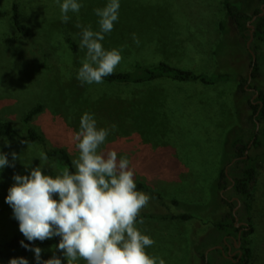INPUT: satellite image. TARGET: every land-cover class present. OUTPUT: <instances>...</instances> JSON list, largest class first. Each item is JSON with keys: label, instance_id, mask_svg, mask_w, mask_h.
I'll return each instance as SVG.
<instances>
[{"label": "rangeland", "instance_id": "obj_1", "mask_svg": "<svg viewBox=\"0 0 264 264\" xmlns=\"http://www.w3.org/2000/svg\"><path fill=\"white\" fill-rule=\"evenodd\" d=\"M237 1L253 14V0ZM62 2L0 0V119L24 132V115L43 105L31 125L51 144H63L72 158L78 154L72 137L84 113L94 116L98 128L115 125L101 148L116 151L118 158L131 159L134 179L147 181L161 195L142 191L150 201L140 214L150 216L141 218L144 223L136 226L155 242L146 251L165 264H206L198 253L204 249L203 242L211 248L224 247L215 224L225 212L235 209L230 210L223 201L236 200L231 187L217 188L219 171L228 161L226 141L237 132H244L248 139L253 129L247 120L249 111L242 104L248 97L237 96L239 74L249 73L248 51H256L263 76L251 84L264 85V42L257 47L254 39L248 46L249 39L233 31L223 0H119V19L101 42L106 50L121 52L115 71L132 69L137 61L155 65L164 60L197 73L228 72L232 77L214 85L163 79L141 85L81 84L67 38L79 46L77 22L99 30L94 9L104 7L108 0H78L82 7L79 13H68L67 23L60 18ZM15 3L26 34L13 24ZM133 33L139 45L133 42ZM85 57L86 49L79 48L81 62ZM0 151L8 154L9 161L13 151L20 154L15 167L0 169L1 247L15 235L23 236L5 202L8 188L15 183L13 175L29 174L30 168L40 165L38 157L45 152L41 144L18 137L0 139ZM249 154L258 171L257 181L248 207L240 202L235 210L239 222L254 228L249 264H264V148L252 147ZM41 166L52 175L66 167L50 158ZM184 214L192 218H166ZM208 236L211 239L205 241ZM42 249V260L53 255L51 246ZM55 254L67 264L60 253ZM9 260L0 257V264H9ZM29 264H37L34 252Z\"/></svg>", "mask_w": 264, "mask_h": 264}, {"label": "clouds", "instance_id": "obj_2", "mask_svg": "<svg viewBox=\"0 0 264 264\" xmlns=\"http://www.w3.org/2000/svg\"><path fill=\"white\" fill-rule=\"evenodd\" d=\"M59 7L61 21L67 23L68 13H79L82 4L63 0ZM119 8V0H108L104 7L94 9L99 30L76 23L75 27L81 29L79 48L86 49L77 73L81 84L103 83V78L112 75L121 62L120 50H106L101 43L118 21ZM132 38L139 45L135 33ZM115 128H98L94 116L86 112L72 137L78 154L71 160V169L65 167L56 175L45 173L41 162L46 164L48 156L41 153L40 165L30 168L29 174L13 175L15 183L8 188L5 202L22 235L29 242L60 238L53 255L44 260L43 249L20 241L22 247L34 252L37 264H63L55 251L67 264L81 260L85 264H165L163 259L149 255L146 249L155 242L136 226L144 223L137 218L150 196L137 190L126 157L118 158L114 150H101ZM11 157L9 161L8 154L0 151V169L15 167L20 154L13 151ZM9 264L29 262L25 257H13Z\"/></svg>", "mask_w": 264, "mask_h": 264}, {"label": "trees", "instance_id": "obj_3", "mask_svg": "<svg viewBox=\"0 0 264 264\" xmlns=\"http://www.w3.org/2000/svg\"><path fill=\"white\" fill-rule=\"evenodd\" d=\"M223 2L226 8L227 18L230 20L235 33L237 32L239 35L249 39L250 41L251 28L249 26V22L253 20L254 16H257V18L252 22L255 27V45L258 47L262 42H264V15H260L264 11V8L262 7L264 6V0H253L254 5L252 9H254V11L252 15L247 10L243 9V3L238 2L237 0H223ZM12 15V21L15 28L20 33L26 34L25 25L21 20L19 5L17 3L13 5ZM221 27L225 32L226 26L224 23L221 24ZM67 43L73 54L74 66L79 70L82 66V62L79 58V46L71 37L67 38ZM254 53H256V51H254ZM248 55L250 58L249 73L247 75H244L243 73L239 74L237 96L239 98H244L245 96L248 97L247 103L242 104L243 107H246L249 111L247 120L252 125L253 129L248 133V139L246 138L244 132H237L229 135L224 150L225 155L228 157V161L226 165L220 169L217 179V188L226 189L227 187H231L233 195L236 197V200L233 202L227 198L223 199L230 210L233 208L236 209L240 202H242L245 208L248 207V201L253 192V188H255L258 174L257 168L253 164V157L249 154V151L252 147L255 149L264 148V85L260 87L258 85L254 86L251 84L252 81L262 78L263 75L260 71L258 59L256 58V60L253 61L250 51H248ZM231 77V74L228 72H218L210 75L206 73H197L190 69L178 68L177 66H173L164 60L159 61L155 65H146L141 61H137L132 69L114 71L112 75L103 78V83L114 85H141L163 79L182 83L200 82L205 85H214L218 82L231 79ZM251 88H254L255 90L251 91ZM256 93H258L257 96ZM254 96H256L255 99H253ZM41 110H43V105L40 104L24 115L22 119V122L25 123L26 126L24 132L18 131L10 121L0 119V139L18 137L23 141L41 144L48 158L54 161L60 160L66 167L71 169V160L73 158L67 148L60 143L56 145L51 144L50 139L43 132L31 125V122L41 113ZM259 124H261V126ZM105 149L106 148L104 147L101 148V150L107 151ZM140 173L145 174V171L140 170ZM135 183L138 191H150L161 198V195L158 192L153 191L152 186L149 185L147 181H139L137 179L135 180ZM173 203L178 204V201L174 200ZM235 209H233V212H225L221 220L215 224V231L222 234L221 238L223 241L225 240V235L231 234L238 236L240 231V229L236 226L237 212ZM149 216L150 215L148 213H143L140 214L137 219ZM166 218L189 220L192 216L185 214L170 215L166 216ZM253 232L254 228L251 226H249V229H244L242 242L246 248V253L238 262L227 258L228 256L224 253L222 248L218 246L211 248L210 246L204 245V242L202 247L210 251L209 254L207 255V250L202 248L198 253L200 254L203 262L206 264H249L253 252L248 246L250 243V235ZM210 236L206 237L205 241L207 239H211ZM59 239V237H54L43 242L39 240L29 242L25 239V237L15 235L13 238L1 245L0 257L9 259L13 257H25L29 262V256L33 251L22 247L20 244L21 240H24V242L29 244L30 247H40L42 249L47 246L52 247L57 245ZM224 246L226 251H228V247L226 245Z\"/></svg>", "mask_w": 264, "mask_h": 264}, {"label": "flooded vegetation", "instance_id": "obj_4", "mask_svg": "<svg viewBox=\"0 0 264 264\" xmlns=\"http://www.w3.org/2000/svg\"><path fill=\"white\" fill-rule=\"evenodd\" d=\"M262 7L264 8V6ZM250 90L254 91L255 89L251 88ZM236 226L240 229L238 236H234L231 234L225 235L224 245L228 247V251H226L225 246L222 249L224 253L227 254L228 256L227 258L235 262H238L240 258H243L244 254L246 253V248L244 247L243 242H242V234H243L244 229H249V225L245 224L244 222H239L238 217H236ZM228 241H232L233 244H228ZM218 246H221V245H218Z\"/></svg>", "mask_w": 264, "mask_h": 264}, {"label": "water", "instance_id": "obj_5", "mask_svg": "<svg viewBox=\"0 0 264 264\" xmlns=\"http://www.w3.org/2000/svg\"><path fill=\"white\" fill-rule=\"evenodd\" d=\"M260 15H261V16L264 15V11H263ZM256 18H257V16H254L253 20H252L251 22H249V26H250V28H251V39H250V41H249L248 46L251 45V42H252L253 39H254V30H255V27H254V25L252 24V22H253ZM249 51H250V53H251V55H252L253 61H255V60H256V55H255V53H254L251 49H249ZM250 81H251V77H250ZM257 95H258V93L256 94V96H257ZM256 96H254L253 99H255ZM247 154H248V152H247ZM227 172H228V169H227ZM239 204H240V203H239ZM218 247L223 248V246H218ZM209 252H210V251H207V255L209 254ZM241 256H242V254H241Z\"/></svg>", "mask_w": 264, "mask_h": 264}, {"label": "crops", "instance_id": "obj_6", "mask_svg": "<svg viewBox=\"0 0 264 264\" xmlns=\"http://www.w3.org/2000/svg\"><path fill=\"white\" fill-rule=\"evenodd\" d=\"M131 162V159H128ZM54 246L51 247V250H54ZM56 253H60L59 251H55ZM61 254V253H60ZM62 255V254H61ZM77 263V262H76Z\"/></svg>", "mask_w": 264, "mask_h": 264}]
</instances>
